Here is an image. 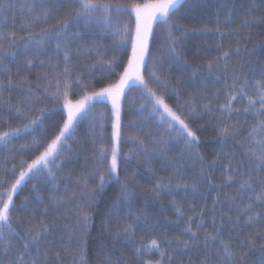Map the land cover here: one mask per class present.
I'll return each instance as SVG.
<instances>
[{"label":"trees","instance_id":"trees-1","mask_svg":"<svg viewBox=\"0 0 264 264\" xmlns=\"http://www.w3.org/2000/svg\"><path fill=\"white\" fill-rule=\"evenodd\" d=\"M124 5L144 4L152 0H119ZM65 9L54 13L50 24L56 19L65 16ZM124 25L134 29L133 12H125L119 18ZM8 22L7 31L14 32L17 40L20 36H27L21 30L25 22L21 13L13 10L6 14ZM178 22L183 26L187 35L180 41L179 62H171L162 59L156 66V71L161 79L170 85V90H175L181 103L191 101L196 108L191 113L187 122L200 138L198 150L205 159V166L212 161H218L214 166L211 179L220 188V202L216 208L217 227L221 216H223L222 238L231 245L236 253L235 264H264V219L254 224L246 223V217L237 220V213L229 211V203L225 196H234L239 185H229L225 182V169L231 164L233 169L237 166L243 170L242 161L245 153L241 145L245 144L244 137L246 129L255 121L252 114H245L243 109L247 106V100L239 97L233 101V106L238 108L240 114H233L229 119L222 116L218 110L227 98V86L233 83V76L238 80L251 82L261 79V68L264 67V0H185L177 14ZM247 22V23H246ZM70 35L78 33L81 39L74 40L71 44V63L73 76L80 77L85 82H91L98 89L108 83L116 82L119 75L127 67V56L130 49H119L113 46L111 37L102 34L98 29L86 30L82 24H69ZM0 30L3 22H0ZM39 31V29H36ZM156 33L155 45H150V54L155 57L161 56L162 45L166 43L167 29L161 25L154 26ZM176 35H179L177 33ZM91 49V51H89ZM229 58L225 60L224 53ZM51 57L53 63L62 61V56L57 57L54 45L47 49V56ZM22 59V57H21ZM114 72H110L104 61L113 60ZM213 65L209 70L208 65ZM225 63L227 71H224ZM217 64L219 66H217ZM13 73L17 69L10 65ZM50 72V68L34 63L33 68L28 71L21 67L19 77L13 75V89L5 91L0 96V123H10L13 127H20L26 120L17 119L15 112H9V105L19 106L27 89L21 83L20 77H26L28 86L35 91L37 84L43 83L38 80L44 73ZM108 78L104 79V74ZM6 81L7 77H3ZM76 94L70 93L69 98L73 101L80 98L79 87L73 85ZM43 95V93H40ZM176 96L169 101L174 104ZM210 102L211 112L203 110V106ZM144 97L138 89H127L121 102L122 141L120 151L122 155H129V159L121 161L127 168V172L121 171V183L128 179L132 192L131 204H123L117 211H111L113 203L120 194V184L112 181L105 185L103 191L99 192L96 203L91 213V223L86 234V261L87 264H135L133 255L134 246L124 240L117 238V232L123 233L127 224L137 225L136 218L139 217V226L136 227L135 246L141 241L147 243L152 238L161 242L165 238L171 241L170 246L163 245L168 255L173 257L175 264H202L205 258L203 248V232L200 233V245L191 251L182 250L179 241L189 239L184 233V222L178 218L174 201L181 207L185 216H196L201 211L206 212L205 223L209 231H212L211 209L216 191H208L207 184L201 185L199 191L206 197L202 199L199 194L193 195L189 189L187 194L181 188L169 193L167 190L156 195L154 189L157 182L163 177L167 180L172 177L173 183H191L199 173V165L193 164L187 156H182L184 144L171 140L172 149L167 153V161L151 155L139 154L137 141L129 137L139 136L144 139L145 145L151 151L153 144L147 137L151 133L153 137L163 135V131L156 126V121L144 120L147 112L141 114V106ZM40 107L45 108L44 127L48 129V137L56 130L65 118L61 106L48 97H44V103ZM111 106L105 103H97L94 116L83 121L78 128V134L70 141L71 149L66 158L57 161L59 168L53 169L55 183L48 175H41L31 182H25L21 190L14 198L18 207L24 205L26 210L21 209L16 213L21 228L38 231L40 227L47 226V238H42L41 247L48 249V260L53 264L55 253L68 246V234L65 232L66 225H72L71 232L79 236L80 230L75 227L79 216L77 205L73 200L82 199L79 190L81 178H87L89 186L95 188L98 184L96 174L92 171L95 167V144L99 143L101 136L105 143L111 137ZM33 117L36 112L31 113ZM224 125H235L239 132L233 137L220 135L219 127ZM139 129V130H138ZM2 130H8L3 127ZM40 137L37 129L34 134ZM33 135H27L15 140L6 148L0 146V166L7 162L8 168L12 163L19 164L21 159H30V150L22 148V145L30 144ZM171 162V164H169ZM172 164L183 166L179 175H173ZM67 189V193H66ZM73 191L75 196L72 195ZM57 200H62L61 205ZM205 203L207 207L205 208ZM194 209V211H193ZM256 211H261L259 208ZM231 217V220H229ZM264 217V212H262ZM179 221V222H178ZM219 246V241L214 243ZM22 251V249H21ZM179 253V254H178ZM64 264H71L70 257L61 251ZM146 259H151L153 264L160 259L158 252L145 254ZM167 264V261H165Z\"/></svg>","mask_w":264,"mask_h":264},{"label":"snow or ice","instance_id":"snow-or-ice-1","mask_svg":"<svg viewBox=\"0 0 264 264\" xmlns=\"http://www.w3.org/2000/svg\"><path fill=\"white\" fill-rule=\"evenodd\" d=\"M185 0H152L144 4L124 5L119 0H0V22L3 28L0 30V96L5 91H11L13 87V75L19 77L21 67L30 71L36 61L40 66L50 68V72L44 73L38 80L43 83L35 86V91L28 86L27 78L20 77L21 83L25 84L27 94L20 101L19 106L9 105V112H15L17 119L27 122L20 127H13L10 123H0V146L7 147L15 140L33 135L30 144L22 145V148L30 150V159H21L19 164L12 163L8 168L7 162L0 166V264H50L48 260V249L42 250L41 240L46 239L48 234L47 226H41L38 231L21 228L16 213L21 209L26 210L24 205L18 207L14 198L21 190L25 182H31L41 175H48L55 183L53 169L59 168L57 161L63 162L71 149L70 141H73L78 134V128L83 121L94 116V109L97 103L110 102L111 137L105 143L101 136L99 143L95 138V167L98 184L95 188L90 187L87 178H81L80 192L82 199L73 200L77 205L79 219L75 225L80 230L76 236L71 232L72 225L65 226L68 234V246L61 251L70 257L71 264H87L86 261V234L91 223V213L94 210L99 192L103 191L106 184L115 181L120 184V194L113 203L111 211H117L123 204H131L132 192L128 179L121 183V171L127 172L122 164L129 159V155H122L120 144L122 141L121 123V101L125 96L126 89H138L144 97V104L141 106V114L144 120L156 121V126L163 131V135L153 137L149 132L147 137L151 139L153 147L149 149L144 139L139 136L129 137L137 141L139 154L151 155L163 158L167 161V153L172 149L171 140L174 138L184 144L182 156H187L193 164L199 165V173L191 183H173L172 177L165 180L163 177L157 182L154 192L167 190L169 193L184 189L195 196L199 194L202 199L206 197L199 191L201 185L207 184L208 191H216L211 209L212 231L208 230L205 223L206 212L201 211L196 216H185L181 207L174 201V206L179 219L184 222V233L189 239L179 241L182 250L191 251L200 245V233L203 232V248L205 258L202 264H235L236 253L231 245L222 238L223 216L220 218L217 227L216 208L220 202V188L211 179L214 166L218 161L214 160L205 166V159L198 150L200 138L187 122L189 115L196 112L195 105L191 101L181 103L175 90H170V85L156 71V66L162 59L171 62H179L180 41L187 32L177 20V14ZM65 9V16L58 17L55 23L50 24L54 13ZM13 10L21 13L25 21L21 30L27 36H20L17 40L14 32L7 31L8 22L6 14ZM125 12H134V29L124 25L119 19ZM82 24L86 30L98 29L102 34L111 37L113 46L119 49H130V56H127V67L119 75L116 82L108 83L98 89L91 82H85L80 77L73 76L71 63V44L74 40L81 39L78 33L70 35L69 24ZM247 23V22H246ZM165 26L167 34L166 43L162 45L160 57H153L150 54V45L156 43L154 26ZM36 29H39L37 31ZM179 33V35H176ZM54 45L57 57L62 56V61L52 62L49 57L47 61L41 57L47 56V49ZM91 51V49H89ZM22 57V59H21ZM224 58H229L224 53ZM115 59L104 61L110 72H114L113 64ZM10 65L17 69L13 73ZM217 66H219L217 64ZM209 70L213 68L210 63ZM224 71H227L225 63ZM3 77H7L5 81ZM108 73L104 74V79ZM233 83L227 86V98L218 109L222 116L229 119L235 114H240L238 108L233 106V101L238 97L247 100V106L243 109L245 114L251 113L255 121L246 129L244 137L245 144L241 149L245 153L242 161L243 170L240 166L233 169L231 164L224 170L225 182L230 186L238 184V190L234 196H225L229 203V211L237 213V220L246 217V223L254 224L260 222L264 212V67L261 68V79L251 82L240 81L233 76ZM73 85L79 87L80 98L73 102L69 94H76ZM43 93L41 95L40 93ZM176 96L174 104L169 101ZM44 97L59 104L65 114L60 125L48 137V129L44 127L45 108L40 107L44 103ZM203 110L211 112L210 102L203 106ZM36 112L33 117L31 113ZM8 130H2L3 127ZM39 129L41 136L34 134ZM139 130V129H138ZM220 135L231 138L239 129L235 125H224L219 127ZM171 164V162H169ZM173 175H179L183 166L172 164ZM67 193V189H66ZM75 196V192L72 193ZM62 200H57L61 205ZM207 207L205 203V208ZM259 208L261 211H256ZM194 211V209H193ZM137 225L127 224L123 233L117 232V238L124 240L134 246L133 255L135 264H153L151 259H146L145 254L158 252L160 259L155 264H175L173 257L168 255L163 245L170 246L171 241L167 238L161 242L152 238L147 243L140 242L135 246L136 227L139 226V217L136 218ZM231 220V217H229ZM179 222V221H178ZM219 241V246L214 243ZM264 247V245H262ZM22 249V251H21ZM61 251L55 253L53 264H64L61 258ZM179 254V253H178ZM105 264H111L105 261Z\"/></svg>","mask_w":264,"mask_h":264},{"label":"rangeland","instance_id":"rangeland-1","mask_svg":"<svg viewBox=\"0 0 264 264\" xmlns=\"http://www.w3.org/2000/svg\"><path fill=\"white\" fill-rule=\"evenodd\" d=\"M133 14H134V12H133ZM126 90H127V89H126ZM126 90H125V91H126ZM73 102H75V101H73ZM121 102H122V101H121ZM107 103L111 106L110 102H107Z\"/></svg>","mask_w":264,"mask_h":264}]
</instances>
